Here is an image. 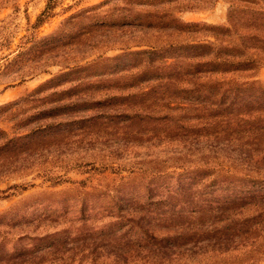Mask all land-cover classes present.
Wrapping results in <instances>:
<instances>
[{"label":"rangeland","instance_id":"rangeland-1","mask_svg":"<svg viewBox=\"0 0 264 264\" xmlns=\"http://www.w3.org/2000/svg\"><path fill=\"white\" fill-rule=\"evenodd\" d=\"M231 2L237 7L244 3L0 0V129L9 136L29 133L16 154L18 163L12 165L22 175L0 181V189L6 190L0 193V264H264V226L259 232L230 236L222 222L208 219L218 210L242 221V216L229 212L234 205L252 201L242 200L251 197L246 190L215 187L206 201L196 199L200 214H191L177 226L163 219L142 221L158 237L173 230L184 233L186 246L158 251L154 240H147L137 227L121 226L118 212L131 210L132 203L146 197L142 178L149 172L143 168L166 159L160 165L172 170L173 158L183 155V145L165 137L157 124H129L102 114L125 107L167 108L161 105L166 98L155 102L159 87L143 94L148 91L145 86L157 80L150 73H136L149 65L160 66L163 57L153 54L148 60L146 54L129 52L154 47L161 55H172L174 50H162L171 42L213 41L220 46L234 42L247 47L258 56L256 66L227 77L264 83V49L248 47L251 42L240 37L247 28L239 23L223 29L229 27ZM81 11L88 18L70 19ZM100 17L135 18L143 24L150 20L154 26L125 28L120 36L138 45L102 51L104 42L110 44L118 32L102 27L80 33L89 20ZM184 23L199 25L177 28ZM90 50L93 53L83 57ZM121 53L115 69L94 64ZM113 93L135 95L107 100ZM255 157L249 159L252 174L264 172L253 163Z\"/></svg>","mask_w":264,"mask_h":264},{"label":"trees","instance_id":"trees-1","mask_svg":"<svg viewBox=\"0 0 264 264\" xmlns=\"http://www.w3.org/2000/svg\"><path fill=\"white\" fill-rule=\"evenodd\" d=\"M242 1L244 3L238 7L233 6L231 2L227 13L229 27L223 29L229 31L239 23L247 28L240 37L251 42L248 47L255 50L264 49V0ZM81 14L83 11L71 15L70 19L88 18ZM107 20L102 17L91 19L80 30V33H87L89 30L106 27L118 32L117 39L110 44L104 42L105 47L102 51L113 47L125 51L132 45H138L135 44L137 41L129 43L122 35L120 36L125 28L154 26L150 20L143 24L135 18L112 17ZM187 25L196 27L199 24L184 23L179 24L177 28L182 29ZM165 45L167 46L162 50H174L172 55H166V52L161 55L154 47L134 50L129 54H146L148 60H152L153 54L163 57L160 66L149 65L145 69L136 70V73H150L157 80L147 84L145 88H148V91L143 94L148 96L155 87H159V93L154 92L155 102H164L166 98L168 101L161 105L167 108H152L151 105L133 106L134 108H116L102 113L110 119L126 120L129 124L138 121L157 124L161 131L166 132L165 137L172 142L177 140L183 145V153L181 151L183 155L173 158L172 170L164 169L160 165L165 163L166 159L157 161L155 166L143 168V171L149 172L142 178L146 181L144 184L146 197L144 200L132 203L134 206L130 207L131 210L122 209L118 212L117 216L123 219L121 226L125 223L128 227L132 228L133 225L137 227L147 240H154L158 251L186 246L187 242H182L184 233L173 230L167 235L158 237L151 234L148 228L143 226L142 221L147 218L163 219L167 225L177 226L187 220L191 214L193 216L200 214L197 210L198 206L194 205L198 204L196 199L206 201L215 187L224 186L229 189L238 188L241 192L246 190L247 196H251L242 198V200L252 199L247 206L234 205L229 212L232 216H242L243 220L239 221L238 217L229 219L228 214L218 210L212 214L210 212L208 219L222 222L221 228L227 233L231 232L230 236L259 232L264 226V172L252 174L253 164L249 166V159L257 155L253 163L264 167V83L255 80L238 81L227 77L230 73L253 69L258 61L257 54L250 53L247 47L239 46L234 42L220 46L213 41L188 40L184 43L171 42ZM91 53L92 50L87 51L83 57ZM123 53L104 57L94 64L101 63L104 66L109 64L107 68L115 69L116 60ZM138 78L141 80L143 77L138 75ZM169 91L171 93L167 94ZM134 95L128 93L120 96L118 93H113L106 98L107 100L128 99ZM103 101L99 100L97 103ZM172 102L176 104L174 107L169 105ZM28 137L29 133L9 136L0 129V181L22 175V172H16L17 168L12 165L18 163L20 156L16 154L21 152L24 140ZM138 170H141V167ZM171 180L173 181L167 182ZM5 191L0 189V193ZM193 194L196 196H192ZM223 213L224 218H222ZM193 236L195 233L189 237ZM254 242L256 239L251 245ZM141 248L146 249L142 245Z\"/></svg>","mask_w":264,"mask_h":264}]
</instances>
